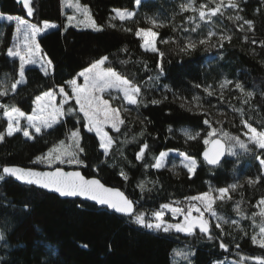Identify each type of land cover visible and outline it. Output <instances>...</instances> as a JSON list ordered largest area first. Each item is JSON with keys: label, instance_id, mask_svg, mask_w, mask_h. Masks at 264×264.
Instances as JSON below:
<instances>
[{"label": "trees", "instance_id": "1", "mask_svg": "<svg viewBox=\"0 0 264 264\" xmlns=\"http://www.w3.org/2000/svg\"><path fill=\"white\" fill-rule=\"evenodd\" d=\"M80 1L88 5L98 28L70 24L63 0H31L32 16L20 0H0L1 13L20 15L36 25L58 23L38 38L51 61L48 74L28 64L25 81L14 90L0 88L5 93L0 105L8 106L0 107V132L7 128L6 110L15 106L32 112L36 96L65 86L102 57L140 88L137 104H127L131 109L122 114L124 123L118 131L107 129L113 140L107 155L96 133L87 130L75 100L64 108L72 107L78 114H66L52 128L30 137L18 131L0 140V264H182L185 255L191 264L234 257L243 264H261L264 247L252 237L261 239L264 226L260 164L264 150L247 141L244 121L264 130V0H234L235 8L233 0H142L137 6L135 0ZM217 5L220 11L210 15ZM116 8H130L134 15L115 18ZM143 28L156 30L157 51L143 47V39L136 35ZM15 29V22L0 18V84L5 80L13 85L20 78L19 57L7 54L15 45ZM188 43L195 47L187 48ZM109 98L124 106L121 99ZM76 128L82 163L35 162L61 140L70 144L68 135ZM213 128L216 132L209 136ZM216 137L227 142L228 149L233 146L229 138H238L250 151L235 146L236 155L228 151L221 165L212 167L202 152L208 146L205 140ZM166 151L195 159V170L190 173L184 163L171 160L155 168L160 153ZM8 165L82 170L87 177L125 191L136 202V212L123 216L82 198L65 199L21 184L3 174ZM221 187L229 192L214 201L216 219L210 221L208 233L199 228L191 234L165 232L135 221L143 213L146 223L154 222L152 213L165 204L185 213L193 204L200 208L190 198ZM168 213L169 209L164 212ZM164 220L178 221L172 215Z\"/></svg>", "mask_w": 264, "mask_h": 264}, {"label": "snow or ice", "instance_id": "2", "mask_svg": "<svg viewBox=\"0 0 264 264\" xmlns=\"http://www.w3.org/2000/svg\"><path fill=\"white\" fill-rule=\"evenodd\" d=\"M27 8V15L32 16L33 8L30 6L31 0H20ZM135 3L139 5L141 0H135ZM231 7L235 8L236 4L233 0ZM85 13L88 12L87 8H84ZM121 20L125 18H130L134 15L133 12L127 10H114ZM220 11V6L211 8L210 15H215ZM201 19L204 18L205 12L201 11L199 13ZM8 21L16 22V32L21 34L23 39L20 47L9 48L7 51L10 57H19L20 66L19 74L20 80L16 81L17 84L24 81V70L26 64L39 63L41 69L44 71L45 75L48 74V67L51 65V61H45L42 56H38L37 53L41 51L39 44L36 42V36L43 31L50 28L56 27L48 21H44L42 26L36 24H31L27 20L19 17L9 15L6 17ZM237 20L241 19L236 17ZM69 23L73 21V17H68ZM251 23V22H247ZM92 25L95 26V21H92ZM137 36L143 35L144 44L143 47L147 50L157 51L155 46V38L157 36L156 32L151 30L140 29L136 32ZM212 33L209 32V36ZM224 39V37H221ZM200 43H204L203 40ZM194 43H188L187 48H194ZM161 57L163 53L160 54ZM108 57H102L101 59L92 63L89 67L85 68L77 75L83 78V84H78L77 80L74 78L67 81V86L70 87L72 95L70 96L68 92L65 91L64 87L59 88V94L62 95L63 99L60 104L56 103L57 93L54 91H45L42 95L36 96L35 107L32 109L31 114H27L16 108L11 107V110H6L4 115L7 117V128L4 132H0V140H3L4 136H12L15 132L23 131L25 137H30L29 129H34L35 133H40L42 129L52 128L53 125L60 122V120L66 114H78L76 109L68 107L65 111L64 106L69 103L70 100L74 99L75 103L79 106L78 112L83 113V118L86 120V127L89 132H95L99 137L100 147L104 149L107 155L109 149L112 147L113 140L109 136L108 132L104 130L105 125L111 124L112 128L119 130V126L124 123L120 119L119 111L117 109L111 108L108 100L102 99L101 94L105 93L110 89H116L123 93V98L127 100L129 104H137V94L140 92V88L132 84L131 81L122 77L111 67H102L107 61ZM160 72L163 73V65H158ZM158 79V77H157ZM16 84L12 85L14 90ZM237 88H242V86L237 83ZM5 93H0V95ZM251 96V93H247ZM157 103V101H153ZM0 107L8 106L0 105ZM25 120V127L21 128L20 121ZM207 124V121H204ZM246 126L250 129L252 135L249 136V140L256 145L259 149L264 150V131L258 132L255 127L244 121ZM216 132L213 128L211 132L208 133L211 136ZM188 135V133H185ZM68 139L71 141L70 144L65 145V141L61 140L59 144L50 148L46 154L43 156L36 157L35 162H45L48 165L54 162L68 163V164H80L82 161L79 160L78 154L83 152V148L79 145L80 134L79 128L70 131ZM233 141V146H230L228 151L232 155H236L234 150L235 146L239 148L250 151L248 146L240 141L238 138H229ZM209 141L205 140L207 144ZM147 148V145H144ZM144 148L141 149V153L138 155V159L142 158ZM224 155V146L219 142H214V151L210 156L208 151H205L204 156L209 158L208 162L212 165H217L220 162V158ZM167 156L166 152H161L159 158L156 160L154 165L155 168L159 169L163 167L164 158ZM259 159V158H258ZM260 164L264 166V159H260ZM187 170L191 173L196 168L195 159H187L185 165ZM4 174L11 175L14 178L26 182L28 184H33L42 187L47 190H52L59 193L61 196H81L89 198L96 201L100 205H107L111 209H114L118 213L131 214L133 212V202L124 196L119 189H113L105 187L98 179H86L79 171L66 172L61 168L57 167L54 171H37L32 168H21L19 166H5L2 169ZM121 175L127 179V176L121 172ZM3 177L0 176V179ZM233 189L235 185L231 186ZM220 197L223 198L229 189L227 187H221L218 189ZM192 201L201 202L206 210L211 211L213 205V198L210 192L202 193L198 196L190 198ZM264 203V201H262ZM162 209H169L173 216L178 213L184 215L183 223L169 224L164 221V211H155L152 213L154 222H147L145 220L144 214L135 216L136 223L146 226L148 228L163 229L167 232L170 229H175L177 231L192 233L193 228L198 225L202 233L209 232V221L207 219H202L203 213L200 211L199 207L195 204L191 205L188 211L185 213L182 208L171 207L168 204L162 205ZM200 212V217H192V212ZM264 214V213H262ZM212 215H215L213 212ZM219 227V225H217ZM261 239H257L256 236L252 237L254 243H259L261 247H264V226L260 227ZM211 238V237H209ZM221 247H226V245L221 244ZM264 264V260L261 261Z\"/></svg>", "mask_w": 264, "mask_h": 264}, {"label": "rangeland", "instance_id": "3", "mask_svg": "<svg viewBox=\"0 0 264 264\" xmlns=\"http://www.w3.org/2000/svg\"><path fill=\"white\" fill-rule=\"evenodd\" d=\"M142 1V0H141ZM136 6H137V4H136ZM84 8H87V10H88V12L87 13H85L84 11H83V9ZM116 9H120V10H127V11H130V12H133L134 13V11L132 10V9H130V8H126V9H124V8H116ZM63 10H65V14L67 15V21H68V17H73V21L70 23V24H75L77 27H79V28H92V29H95V28H98L99 27V24L97 23V21H96V19H94L93 18V16H92V13H91V10L88 8V5L87 4H85L84 2L82 3L80 0H63ZM9 15H12V16H17V15H13V14H4V13H1L0 12V18H3V19H6V17L7 16H9ZM19 17H21V18H23V19H25V20H27L29 23H31V24H34L33 22H31V21H29L27 18H24V17H22V16H20L19 15ZM116 17H119L117 14H116V12H115V18ZM7 20V19H6ZM95 21V26H93L92 25V21ZM13 22H15V21H13ZM44 22V21H43ZM48 22H50V23H52V24H55L56 25V27H58V23H56L55 21H48ZM69 22V21H68ZM16 23V22H15ZM43 25V23L41 24V25H38V26H42ZM56 27H54V28H56ZM54 28H50V29H48V30H46V31H43V32H41L40 34H38L37 36H36V42L38 43V38H39V35H41L42 33H44V32H47V31H49V30H52V29H54ZM144 29V28H143ZM145 30H151L152 32H156V30L154 29V28H149V29H145ZM157 33V32H156ZM141 37V39H143V44H144V37H143V35H141L140 36ZM22 39H23V37H22V35L21 34H18L17 32H16V29H15V45L12 47V48H16V47H20L21 46V42H22ZM39 44V43H38ZM39 46H40V44H39ZM155 46H156V48H157V36H156V38H155ZM40 49H41V47H40ZM150 50V49H149ZM37 55L38 56H42L43 57V59L45 60V61H48L49 60V58H48V56L46 55V54H44L42 51H40L39 53H37ZM26 65H28V64H26ZM35 65H38V66H40V64L39 63H35ZM89 67V66H88ZM102 67H104V68H108L109 66H107L106 65V62H105V64L102 66ZM87 68V67H86ZM51 69V65L48 67V71ZM84 70V69H83ZM82 71V70H81ZM80 71V72H81ZM118 74H120L122 77H124L121 73H119V72H117ZM20 76V75H19ZM125 78V77H124ZM75 79L77 80V83L78 84H83V78L82 77H78V75L75 77ZM19 80H20V78H19ZM24 81H25V76H24ZM15 84L17 85V83L15 82ZM20 84V83H19ZM134 85V84H133ZM135 86V85H134ZM60 87H64V89H65V91L66 92H68L69 93V95L71 96L72 95V93H71V89H70V87H68L67 86V84L65 85V86H60ZM60 87H58V89H56L54 92H56L57 93V96H56V103L57 104H60V102L62 101V99H63V97H62V95L61 94H59V88ZM137 87V86H136ZM0 88H3L4 90H6V89H11L12 88V85L8 82V81H5V80H2L1 81V84H0ZM42 95V94H41ZM101 96H102V99H104V100H108L109 101V105H110V107L111 108H114V109H117L118 111H119V116H120V119H122L123 120V113H125V112H129V110L131 109L127 104H129L128 102H127V100H125L124 98H123V93L121 92V91H119V90H116V89H110V90H108V91H106L105 93H103V94H101ZM109 97H112L113 99H115L116 101H118V99H121V101H122V104L124 105V106H118L117 104H113V102H112V100L109 98ZM137 97H138V94H137ZM72 100H74V99H72ZM129 105H131V104H129ZM36 105H34V107H35ZM21 110V109H20ZM23 111V110H22ZM23 112H25V113H27V114H31V112H27V111H23ZM5 116V115H4ZM5 118H6V120H7V117L5 116ZM25 125H26V121L25 120H21L20 121V126H21V128H23V127H25ZM110 127H112L111 126V124L109 123V124H107V125H105V128H104V130L106 131V132H108L107 131V129L108 128H110ZM119 127H121V125L119 126ZM43 130V129H42ZM41 130V131H42ZM247 133H246V135H245V138L247 139V141H249V143L251 142L250 140H249V136H251L252 135V133H251V131H250V129L247 127ZM29 131H30V134H31V136H33L34 135V133H35V131H34V129H29ZM258 131V130H257ZM264 131V130H263ZM94 132V131H93ZM258 132H260V131H258ZM252 143V142H251ZM144 150H145V148H144ZM144 152V151H143ZM166 153H167V156L164 158V161H163V166L164 165H166V163H167V161H169V160H171V164H175L176 163V161H179V162H182V163H186V161H187V159H192V158H190L189 156H186V155H183V154H181V153H179V152H169V151H166ZM263 170H264V166H263ZM210 194H211V196H212V198H213V203H214V201L215 200H217L218 198H221L220 197V193H219V191H218V189H214V188H212L210 191ZM229 192V191H228ZM226 194H228V193H226ZM200 195V194H199ZM198 196V195H197ZM198 203H199V205L201 206L200 207V211L203 213V217H201V218H203V219H207L208 221H209V225H210V221L213 219V220H215L216 219V214L215 215H212V213L214 212L213 211V207H212V210L211 211H208V210H206V208H205V206L201 203V202H199L198 201ZM215 213V212H214ZM168 215H172L173 216V214H172V212L169 214H167V215H165L164 214V217L165 216H168ZM164 217H163V219H164ZM192 217H200V212H198L197 214L194 212V210H193V212H192ZM173 218H175V219H177L178 221H171V220H169V221H166V220H164V221H166L167 223L169 222V224H175V223H183L184 222V215L183 216H181L180 218H179V216H178V214H176L175 216H173ZM181 219V220H180ZM192 262H190L189 261V259H188V256L187 255H185V260H184V262H182V264H191ZM214 264H243L241 261H239L238 259H236L235 257L234 258H229V259H225V260H217V261H215L214 262Z\"/></svg>", "mask_w": 264, "mask_h": 264}, {"label": "water", "instance_id": "4", "mask_svg": "<svg viewBox=\"0 0 264 264\" xmlns=\"http://www.w3.org/2000/svg\"><path fill=\"white\" fill-rule=\"evenodd\" d=\"M216 141H219L223 146H224V155L220 158V162L217 164V165H212V164H210L209 162H208V160H209V158H206L205 156H204V153H205V151H208L209 152V154H210V156L212 155V153H213V151H214V142H216ZM228 144H227V142H225L221 137H216V138H213V139H211L209 142H208V146L204 149V151L202 152V158H203V160H204V162L206 163V164H208V165H210V166H212V167H218L219 165H221V163L224 161V159L227 157V155H228ZM8 166H15V165H8ZM16 166H19V167H21V168H25V169H27V168H32V169H34V170H37V171H54L57 167H48V168H33V167H28V166H26V167H24V166H21V165H16ZM59 168H61L63 171H66V172H71V171H79L86 179H98L97 177H95V176H91V178L90 177H87L83 172H82V170H76V169H66L65 167H62V166H59ZM4 174V173H3ZM7 175V174H6ZM8 176H10V177H12L15 181H17V182H19V183H21V184H25V185H27L28 183H26V182H22V181H20V180H18V179H16V178H14L13 176H11V175H8ZM98 180H100V179H98ZM101 181V183L102 184H104L105 185V187H108V188H113V189H119V191L120 192H122L123 194H124V196L125 197H127L128 199H129V197L127 196V194L125 193V191H123V190H121L120 188H118V187H115V186H109V185H107L103 180H100ZM28 185H33V184H28ZM33 186H35V187H37V188H41L42 190H45L46 192H50V193H54V194H56V195H58L59 197H62V198H65V199H71V198H77V199H83V200H85V201H88V202H93V203H95V204H97L98 206H100V207H106V208H108V209H110L111 211H115L114 209H111L109 206H107V205H100L99 203H97L96 201H93V200H91V199H89V198H86V197H81V196H75V197H72V196H61L59 193H57V192H55V191H52V190H47V189H44V188H42V187H39V186H36V185H33ZM130 200V199H129ZM132 201V200H131ZM133 202V212L131 213V214H124V213H118L117 211H115V212H117L118 214H120V215H123V216H129V215H132V214H134L135 212H136V202H134V201H132ZM203 219V218H202ZM194 228H199L198 227V225L196 226V227H194ZM194 228H193V231H194ZM193 231H192V233H193ZM188 234H191V233H188Z\"/></svg>", "mask_w": 264, "mask_h": 264}, {"label": "built area", "instance_id": "5", "mask_svg": "<svg viewBox=\"0 0 264 264\" xmlns=\"http://www.w3.org/2000/svg\"><path fill=\"white\" fill-rule=\"evenodd\" d=\"M161 210H162V211H164V212H166V211H167V209H160V211H161Z\"/></svg>", "mask_w": 264, "mask_h": 264}]
</instances>
